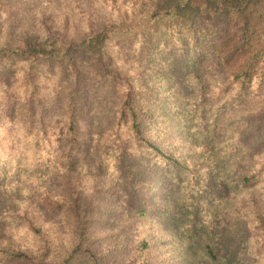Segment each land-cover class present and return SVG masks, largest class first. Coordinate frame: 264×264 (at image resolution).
Listing matches in <instances>:
<instances>
[{
    "label": "trees",
    "instance_id": "obj_1",
    "mask_svg": "<svg viewBox=\"0 0 264 264\" xmlns=\"http://www.w3.org/2000/svg\"><path fill=\"white\" fill-rule=\"evenodd\" d=\"M195 254L264 264V0H0V264Z\"/></svg>",
    "mask_w": 264,
    "mask_h": 264
},
{
    "label": "rangeland",
    "instance_id": "obj_2",
    "mask_svg": "<svg viewBox=\"0 0 264 264\" xmlns=\"http://www.w3.org/2000/svg\"><path fill=\"white\" fill-rule=\"evenodd\" d=\"M119 65L122 66L123 64L120 62ZM195 164H196L198 170H200L202 173L205 172V168L208 166V162L202 158L199 159L197 162H195ZM173 234H175V231H173ZM190 252L195 253V249L192 248V250ZM198 258L201 259L200 256H197L195 254L194 258L190 257L189 259L191 262H194L195 264H199L201 260H199Z\"/></svg>",
    "mask_w": 264,
    "mask_h": 264
}]
</instances>
